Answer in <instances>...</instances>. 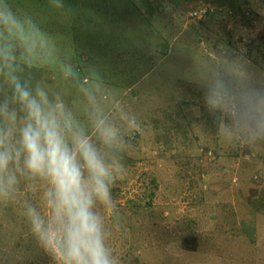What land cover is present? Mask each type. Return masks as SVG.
Masks as SVG:
<instances>
[{
    "label": "rangeland",
    "instance_id": "1",
    "mask_svg": "<svg viewBox=\"0 0 264 264\" xmlns=\"http://www.w3.org/2000/svg\"><path fill=\"white\" fill-rule=\"evenodd\" d=\"M6 3L45 37L21 81L62 98L94 140L97 112L120 130L117 212L99 208L119 264H264V0ZM214 87L225 107L208 106ZM11 93L0 71V99ZM44 187L0 198V264H55L25 214L45 210Z\"/></svg>",
    "mask_w": 264,
    "mask_h": 264
},
{
    "label": "clouds",
    "instance_id": "2",
    "mask_svg": "<svg viewBox=\"0 0 264 264\" xmlns=\"http://www.w3.org/2000/svg\"><path fill=\"white\" fill-rule=\"evenodd\" d=\"M44 42L30 17H19L0 0V71L12 90L11 98L0 99V198L13 197L21 180L43 182L45 210L27 204L25 214L55 264H119L99 208L117 212L112 188L124 176L120 130L97 112L94 140L62 98L21 81L19 61L29 63ZM206 102L213 109L228 104L215 87ZM255 111L264 112V101ZM257 124L264 126V119Z\"/></svg>",
    "mask_w": 264,
    "mask_h": 264
},
{
    "label": "built area",
    "instance_id": "3",
    "mask_svg": "<svg viewBox=\"0 0 264 264\" xmlns=\"http://www.w3.org/2000/svg\"><path fill=\"white\" fill-rule=\"evenodd\" d=\"M215 10V7L212 6L209 2L201 3L198 8L193 9L189 12V15L195 19H201L208 14L212 13ZM249 10H247L246 14L249 15ZM250 16V15H249Z\"/></svg>",
    "mask_w": 264,
    "mask_h": 264
},
{
    "label": "trees",
    "instance_id": "4",
    "mask_svg": "<svg viewBox=\"0 0 264 264\" xmlns=\"http://www.w3.org/2000/svg\"><path fill=\"white\" fill-rule=\"evenodd\" d=\"M239 8L241 9V5L240 4L237 6V11L240 10ZM243 12L245 13V11H243Z\"/></svg>",
    "mask_w": 264,
    "mask_h": 264
}]
</instances>
